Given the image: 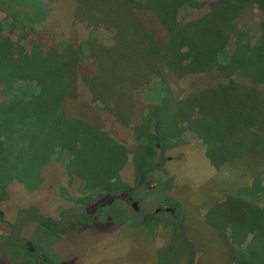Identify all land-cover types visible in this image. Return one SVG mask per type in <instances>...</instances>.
I'll use <instances>...</instances> for the list:
<instances>
[{"label": "rangeland", "instance_id": "1", "mask_svg": "<svg viewBox=\"0 0 264 264\" xmlns=\"http://www.w3.org/2000/svg\"><path fill=\"white\" fill-rule=\"evenodd\" d=\"M39 1L47 4L46 0ZM194 1L196 6L180 8L177 21H195L222 0ZM251 11L245 21L253 27L261 12L257 8ZM11 13L5 12L3 6L0 8L2 37L19 43L26 52L35 44L41 51L54 47L62 51L66 42L61 40L60 33L53 37L36 25L35 29L30 26V31H24L18 23L12 27L15 23ZM139 19L147 30L155 32L156 42L164 41L163 30L153 12L139 14ZM61 21L59 16L57 22ZM240 26L237 22L236 28ZM69 29L70 50L63 59L73 99L69 102V114L74 116V129L90 126L86 128L88 132L82 131L89 135L71 139L72 147L63 149L61 138L49 144L50 138L40 133L32 143V148L37 147L33 152L38 163L48 161L50 156L53 160L41 168L36 164L24 166L19 172L0 168L2 176L19 175V184L9 185L10 196L0 202V211L12 226L20 224L14 237L32 242L30 251L18 246L11 250L7 226L0 220V264H48L30 256L33 247L56 264H264L261 253L254 251V247L263 245L255 241V234H247V242L242 246L236 244L234 236L227 243L224 239L231 231L218 236L206 222L213 219L214 206L227 198L231 199L223 206L226 218H240L244 206L236 200L246 198L254 175L261 183L254 195L264 198V149L252 145L263 139L264 124L252 126L245 120L239 89L232 86L218 89L208 97L203 109L199 105L191 110L190 97L222 81L219 71L189 72L180 65L182 73H176L169 65V56L165 64L150 50L143 56L133 52L136 64H128L130 59L123 51L121 55L114 54L111 59L114 69L108 70L98 58L104 56L103 49H114V28L77 18ZM234 35L231 34V44ZM90 44L95 47V55H91ZM254 88L264 98V86ZM93 90L95 93H91ZM234 91H238L235 96L240 102L231 99L227 103ZM96 95L107 104L94 100ZM193 102L197 104L196 100ZM160 123H165L167 130L161 129ZM175 126L179 136L171 139L172 145H163L165 135L172 136L174 131L170 128ZM99 130L102 136L89 133ZM91 136L92 144L85 139ZM155 137L156 147L152 145ZM56 144L61 150H55ZM237 148L242 154L232 158L231 149ZM219 154L230 157L214 163ZM153 160L156 167L136 187L137 174ZM80 203L92 207L96 219L104 225L88 230L80 225L67 233H58L57 227L52 231L17 219L19 209L29 207H37L45 215L58 219L62 209ZM213 222L215 225L214 219ZM252 228L255 229L253 224ZM240 248L241 254L237 251ZM259 255L260 261L254 259Z\"/></svg>", "mask_w": 264, "mask_h": 264}, {"label": "trees", "instance_id": "2", "mask_svg": "<svg viewBox=\"0 0 264 264\" xmlns=\"http://www.w3.org/2000/svg\"><path fill=\"white\" fill-rule=\"evenodd\" d=\"M46 2L47 4L44 5L39 0H0V8L3 6L5 12H12L10 15L15 23L11 25L12 27L18 23L24 31H30L32 30L30 26L35 29L36 25L37 29L47 31L53 37H57L60 33L61 40L66 42L61 52L57 51V47L41 51L38 44L32 45L30 51L26 52L19 43H13L0 34V168H11L19 172V168L24 166L36 164V167L41 168L47 165L50 159L53 160L50 156L48 161L38 163L36 152H33L37 147L32 148V143L40 133L50 138H47L49 144L50 141L55 142L53 139L61 138L63 149L72 147L71 139L88 134L82 132L83 129L90 128L88 125L80 126L78 129L73 128L75 119L69 114V102L73 99L65 77V65H63L64 55L70 50L67 44L71 39L69 25L73 19L77 18L85 19L90 24L100 22L114 28L116 32L114 49H103L101 54L104 56L98 58L101 65L108 70L114 69L111 60L114 59V54L121 55L123 51L124 56L130 59L128 64H136L133 52H138V55L143 56L150 50L165 64L169 56V65L176 73H182L180 65L189 72L219 71L223 76L222 81L214 87L195 92L190 97L191 110L199 105L203 109L208 97L218 89L232 86V88L239 89L241 93L239 95L243 99L244 115L248 124L252 126L264 124V98L254 88L264 86V0H222L210 7L207 13L197 20L188 22L177 21V13L180 8L196 6L194 0H46ZM255 8L261 12L257 16L259 21L250 27L245 19L248 18L247 15L252 14L251 10L254 11ZM147 11L153 12L156 17L163 30L164 41L157 40L159 42H156L155 32L147 30L139 19V14ZM59 16H62L61 22H57ZM237 22L241 24L238 29L236 28ZM233 33L235 34L234 42L231 44L230 37ZM89 48L92 51L91 55H95L93 54V52L96 53L95 47L90 44ZM127 69L129 68H123L124 71ZM102 72L103 67L99 76ZM130 78L135 79V77ZM26 80L33 81V84H28ZM131 85L134 86V82ZM90 89L93 88L90 87ZM234 93L227 103L231 99L240 102L241 99L235 96L238 91ZM94 100L101 101L103 105L107 104L100 100L98 95L94 97ZM194 100L197 104L193 102ZM258 118L261 119L258 120ZM193 120L189 121L193 123ZM165 125V123H160L159 126L167 130ZM170 130L174 132H171L172 136L165 135L163 145H172L171 139L177 138L180 134L176 126ZM89 133L103 135L101 130ZM261 133L263 139L253 142L252 145L264 149V132L261 131ZM85 139L91 144L94 142L92 136ZM13 141L17 143L13 144ZM157 142L155 137L152 145L156 147ZM161 147L162 145L159 144L160 149ZM56 149L61 150V147L56 144ZM260 149L258 148L257 152ZM251 150L253 151V146ZM231 151L233 152L232 158L242 154L240 149L238 155L235 153L237 151L232 149ZM219 155L214 163L230 157ZM156 165L153 160L149 167L146 166L142 172L137 174L136 187H140L145 182L148 172L152 171ZM254 177L246 198L236 200L244 206L240 218H226L223 206H226V202L231 199L227 198L225 202L216 204L211 210L213 212L211 218L214 219L215 225L213 219L206 220L218 236L225 235L226 231L233 233L226 237L224 242L226 240L228 243L231 240L230 237L234 236L236 244L242 246L247 242V234L252 233L253 236L258 235L254 236L255 241L264 245L262 243L264 242V198L254 195V190L261 188L258 176L254 175ZM12 182L19 184V175L14 173L7 176L0 175V202L10 196L7 190ZM113 198L117 199L118 196ZM19 214L20 217H17L19 222L26 219L27 223L43 226L52 231H56L52 228L57 227L58 233H67L69 230L79 228L80 225H83L85 230L91 227L98 229L104 225L96 219V211L84 203L62 209L58 219L45 215L37 207L21 208L18 211ZM238 214L239 212L235 213V216ZM0 220L6 224L9 232L7 237L9 248L12 250L18 246L29 250L32 244L30 240L18 236L19 239H17L13 236L17 235V228H20V224L12 226L11 223L5 221L2 211H0ZM252 224L255 229L252 228ZM263 245L254 247L255 254L259 252L264 257ZM237 251L240 254L243 252L241 248ZM22 254L24 255L23 252ZM30 256L41 263L56 264L47 254L35 247ZM254 259L260 261V255Z\"/></svg>", "mask_w": 264, "mask_h": 264}, {"label": "water", "instance_id": "3", "mask_svg": "<svg viewBox=\"0 0 264 264\" xmlns=\"http://www.w3.org/2000/svg\"><path fill=\"white\" fill-rule=\"evenodd\" d=\"M132 206H133L134 209H136V205H135V203H133Z\"/></svg>", "mask_w": 264, "mask_h": 264}]
</instances>
